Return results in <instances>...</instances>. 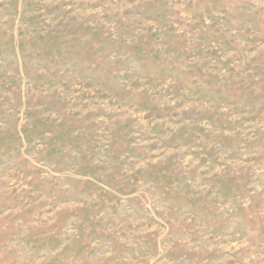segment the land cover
Here are the masks:
<instances>
[{"label":"rangeland","instance_id":"374dc122","mask_svg":"<svg viewBox=\"0 0 264 264\" xmlns=\"http://www.w3.org/2000/svg\"><path fill=\"white\" fill-rule=\"evenodd\" d=\"M0 264H264V0H0Z\"/></svg>","mask_w":264,"mask_h":264}]
</instances>
